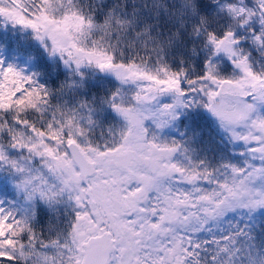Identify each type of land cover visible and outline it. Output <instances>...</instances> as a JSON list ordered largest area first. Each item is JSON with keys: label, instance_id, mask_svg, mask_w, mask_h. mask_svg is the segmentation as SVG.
<instances>
[{"label": "snow or ice", "instance_id": "obj_1", "mask_svg": "<svg viewBox=\"0 0 264 264\" xmlns=\"http://www.w3.org/2000/svg\"><path fill=\"white\" fill-rule=\"evenodd\" d=\"M0 24L67 69L0 55V264H264V0H0ZM87 69L115 84L84 95Z\"/></svg>", "mask_w": 264, "mask_h": 264}, {"label": "trees", "instance_id": "obj_2", "mask_svg": "<svg viewBox=\"0 0 264 264\" xmlns=\"http://www.w3.org/2000/svg\"><path fill=\"white\" fill-rule=\"evenodd\" d=\"M0 55H3L8 62L25 67L26 71L39 73V79L47 80L53 86H58L59 81L67 74V69L59 58L49 57L31 31L21 29L19 26L0 24ZM53 68L55 71H52ZM87 73L89 75L85 78L84 95H91L97 90L96 85L99 83L106 86L115 84L114 78L106 73H93L90 70ZM2 183L3 178L0 177V184Z\"/></svg>", "mask_w": 264, "mask_h": 264}, {"label": "rangeland", "instance_id": "obj_3", "mask_svg": "<svg viewBox=\"0 0 264 264\" xmlns=\"http://www.w3.org/2000/svg\"><path fill=\"white\" fill-rule=\"evenodd\" d=\"M88 70H90V71L93 72V73H96V72L99 73V71H94V70H92V69H87L86 71L88 72ZM106 74H107V73H106ZM88 75H89V74H88ZM88 75H87V76H88ZM107 75L109 76V74H107Z\"/></svg>", "mask_w": 264, "mask_h": 264}]
</instances>
